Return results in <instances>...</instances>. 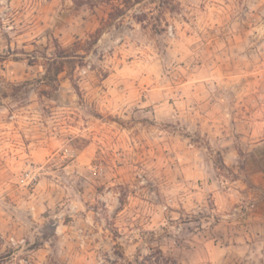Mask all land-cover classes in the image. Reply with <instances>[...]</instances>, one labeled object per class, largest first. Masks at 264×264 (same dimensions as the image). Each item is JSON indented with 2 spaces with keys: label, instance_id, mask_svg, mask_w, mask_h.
I'll list each match as a JSON object with an SVG mask.
<instances>
[{
  "label": "rangeland",
  "instance_id": "374dc122",
  "mask_svg": "<svg viewBox=\"0 0 264 264\" xmlns=\"http://www.w3.org/2000/svg\"><path fill=\"white\" fill-rule=\"evenodd\" d=\"M0 264H264V0H0Z\"/></svg>",
  "mask_w": 264,
  "mask_h": 264
},
{
  "label": "built area",
  "instance_id": "2783aa9c",
  "mask_svg": "<svg viewBox=\"0 0 264 264\" xmlns=\"http://www.w3.org/2000/svg\"><path fill=\"white\" fill-rule=\"evenodd\" d=\"M102 172V169L99 166H96L93 169V175L99 176ZM37 176L33 171H27L21 178V182L27 188H34L36 186Z\"/></svg>",
  "mask_w": 264,
  "mask_h": 264
}]
</instances>
